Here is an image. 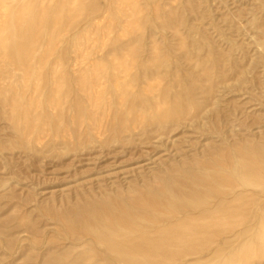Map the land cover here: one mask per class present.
Returning <instances> with one entry per match:
<instances>
[{
	"label": "rangeland",
	"instance_id": "obj_1",
	"mask_svg": "<svg viewBox=\"0 0 264 264\" xmlns=\"http://www.w3.org/2000/svg\"><path fill=\"white\" fill-rule=\"evenodd\" d=\"M69 1L0 0V264H264V0Z\"/></svg>",
	"mask_w": 264,
	"mask_h": 264
},
{
	"label": "bare ground",
	"instance_id": "obj_2",
	"mask_svg": "<svg viewBox=\"0 0 264 264\" xmlns=\"http://www.w3.org/2000/svg\"><path fill=\"white\" fill-rule=\"evenodd\" d=\"M62 2V1H61ZM69 2H72V0H70ZM64 3V2H62ZM91 4V3H90ZM44 5V4H43ZM68 5V4H67ZM61 7V6H60ZM22 14V13H21ZM19 13H15L13 16H8L7 15V21L5 20V22L3 23V25L0 27V33L3 34V36H1L2 38V49L8 52V54L10 56H17L16 53H19L21 55V53H28L29 48L31 47V44L33 43L32 41H34L33 39V35L34 34H30V29L32 26H35L36 21H35V16L34 18H32L30 21H28V23H26V20L24 19V17H22V15ZM39 14V13H37ZM58 14V12H57ZM32 16V15H31ZM38 16V15H37ZM36 16V17H37ZM6 17V16H4ZM9 17V18H8ZM13 17V18H12ZM42 20V19H41ZM7 22V23H6ZM40 22V21H38ZM48 22V21H47ZM24 24H28V26H31L29 29H27L26 27L23 28ZM42 24V23H41ZM38 25V23H37ZM43 25V24H42ZM26 26V25H25ZM37 27V26H36ZM40 29V28H39ZM22 31V33H21ZM34 31V30H33ZM39 34V33H38ZM10 36V37H9ZM10 38V39H9ZM36 38V37H35ZM9 40V41H8ZM8 41V42H7ZM36 41V39H35ZM7 42V43H6ZM35 44V43H34ZM33 45V44H32ZM32 48V47H31ZM1 49V50H2ZM33 49V48H32ZM2 50V51H3ZM31 51V49H30ZM6 52V53H7ZM46 52V51H45ZM50 52V51H49ZM18 54V55H19ZM31 53H29L30 55ZM9 56V57H10ZM21 57V56H20ZM13 58V57H11ZM43 61V60H42ZM22 64V63H21ZM26 66V65H25ZM147 199V198H146ZM151 203V200L149 201ZM140 204V203H139ZM145 204V203H144ZM157 204L156 202L153 204L155 205ZM143 205V204H142ZM150 206V205H149ZM158 206V205H157ZM156 207V205H155ZM110 209V208H109ZM120 209V208H118ZM106 210L108 212H111V210ZM123 210V208H122ZM119 211V210H118ZM127 211V210H126ZM104 212V211H103ZM114 212V211H112ZM116 212V211H115ZM125 212V211H124ZM128 212V211H127ZM130 213V212H129ZM103 214V213H102ZM119 214V213H118ZM107 216V215H106ZM112 217V216H111ZM114 218V217H113ZM123 218V217H120ZM88 220V219H87ZM85 221V220H84ZM126 222V221H125ZM86 223V222H85ZM109 223V222H108ZM120 223V222H118ZM124 223V222H123ZM117 224V223H116ZM134 224V223H133ZM115 225V223H114ZM112 228V227H111ZM132 241H130L131 244ZM133 243V242H132ZM127 245V244H125ZM132 245V244H131ZM134 246V245H133Z\"/></svg>",
	"mask_w": 264,
	"mask_h": 264
}]
</instances>
